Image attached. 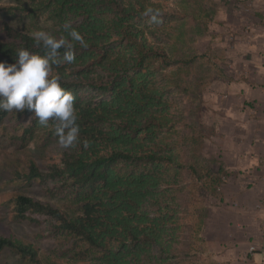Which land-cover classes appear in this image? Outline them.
<instances>
[{"label": "rangeland", "instance_id": "rangeland-1", "mask_svg": "<svg viewBox=\"0 0 264 264\" xmlns=\"http://www.w3.org/2000/svg\"><path fill=\"white\" fill-rule=\"evenodd\" d=\"M145 1L155 2L159 7L155 21L150 15L132 20L143 28L145 39L162 45L172 58L193 57L189 63L180 61L169 66L152 58L141 69L133 67L129 71L130 75L148 74L147 81L159 90L165 103L164 114L171 119L156 136L162 144L160 150L171 154L175 161L161 164L159 174L165 182L154 189L144 210L161 222L163 238L171 242L173 252L164 253L153 246V258L157 264H241L250 261L252 252H258L259 261L254 264H264V167L244 171L224 168L228 159L222 157L213 138L217 110L211 106L215 100L209 95L221 91L211 85L213 82L232 76L228 71L226 46L232 48L235 34H242L245 40L253 37L247 23L240 29H225L224 23L232 21L221 18L226 14L225 6L234 7L241 18L250 13L251 3L247 0H242L243 3H238L240 0ZM41 5L45 4L38 0H0V27L5 22L19 28L48 31L60 29L63 20L69 25L81 21L80 16L70 13L57 17L52 7L32 11V7ZM259 21L264 25V15ZM108 29L114 28L110 25ZM111 33L107 53L120 56L127 51V42H119L120 36ZM93 74L103 80L109 78L99 67L93 68ZM81 91L93 101L108 96L90 86H82ZM32 120L31 115L12 111L0 124V225L59 259L67 253L69 243L64 234L52 229V221L36 214L37 222L14 218L9 206L13 194L24 192L62 209L70 207L61 180L27 178L30 160L40 169L52 163L60 164L63 151L71 147H62L58 137L48 134L45 125H32ZM190 165L198 175L205 171L218 173L221 182L215 195L199 193V182ZM148 169L152 168L148 166ZM196 208L205 209L207 215L192 233L191 214ZM250 216L256 217L253 233H237L236 230L243 229L241 221ZM83 261L78 259L74 264H85ZM141 263L149 264L145 260ZM0 264L23 263L10 249H3Z\"/></svg>", "mask_w": 264, "mask_h": 264}, {"label": "trees", "instance_id": "trees-1", "mask_svg": "<svg viewBox=\"0 0 264 264\" xmlns=\"http://www.w3.org/2000/svg\"><path fill=\"white\" fill-rule=\"evenodd\" d=\"M45 1V2H44ZM42 7L54 8L59 17L63 13L80 16L79 24L70 25L84 38L87 47L71 41L75 60L72 63L53 64V74L60 76L64 89L75 97L79 125L78 141L62 153L60 164L52 163L43 169L30 160L27 178L61 180L70 207L62 209L49 202L36 199L24 192H16L9 199L14 218L37 222L36 215L52 221V229L64 234L69 245L63 258L56 259L43 252L33 242L14 234L0 225V252L10 249L23 264H74L83 259L85 264H157L153 246L161 252H173L171 242L163 238L164 228L159 220L150 217L144 204L154 195V189L165 182L159 174L161 164L173 163L169 153L160 150L161 141L156 135L171 119L163 109L161 95L151 86L146 75H130V69H141L152 58L169 66L187 59L172 58L162 45L148 42L143 28L132 21L142 18L147 9L159 12L158 4L145 0H38ZM65 21L60 29L48 30L56 38H68ZM112 25L114 29H108ZM0 61L13 64L17 50L25 48L31 53L45 55L38 46L33 32L39 31L1 23ZM112 31L120 36L128 49L120 56L107 53ZM66 49L61 48L57 59L63 61ZM129 54L128 56L126 54ZM135 53V54H134ZM99 67L107 72L108 80L93 74ZM82 86L91 87L105 98L93 101L86 98ZM32 125H41L34 113ZM10 112L0 110V124ZM50 136L57 137L56 123L45 125ZM88 146L85 148L84 143ZM150 166L152 169H148ZM199 182L202 196L215 195L221 182L217 172L205 171L198 175L189 166ZM158 170V172L156 171ZM207 211L196 208L192 214L190 231L206 217ZM166 232V231H165ZM174 236V235H173ZM145 264V263H144Z\"/></svg>", "mask_w": 264, "mask_h": 264}, {"label": "crops", "instance_id": "crops-1", "mask_svg": "<svg viewBox=\"0 0 264 264\" xmlns=\"http://www.w3.org/2000/svg\"><path fill=\"white\" fill-rule=\"evenodd\" d=\"M247 1L251 6L245 17H238L234 7L227 5L221 18L232 19L224 23L228 31L247 23L253 37L245 40L242 34H235L232 48L226 46L228 71L232 76L213 82L211 85L221 91L209 93L216 103L211 106L217 110L213 138L222 157L228 159L224 168L234 171L264 167V25L259 21L264 15V0ZM252 216L241 221L243 229L236 230L237 233H253L257 223ZM251 254L250 261L241 264L259 261L260 253Z\"/></svg>", "mask_w": 264, "mask_h": 264}, {"label": "clouds", "instance_id": "clouds-1", "mask_svg": "<svg viewBox=\"0 0 264 264\" xmlns=\"http://www.w3.org/2000/svg\"><path fill=\"white\" fill-rule=\"evenodd\" d=\"M145 15H150L155 21L158 12L154 14L153 9L149 8ZM64 29L70 39L63 36L56 38L43 30L33 32L36 44L46 50L45 55L20 48L17 50L16 63L0 61V110L20 112L28 109L42 125L53 120L58 143L68 148L79 139L75 97L62 87L60 76L53 74V64H70L75 60L71 41L78 42L82 47H87V44L83 36L69 24L66 23ZM61 48L66 49L63 61L57 59ZM87 146L85 141L84 147Z\"/></svg>", "mask_w": 264, "mask_h": 264}]
</instances>
